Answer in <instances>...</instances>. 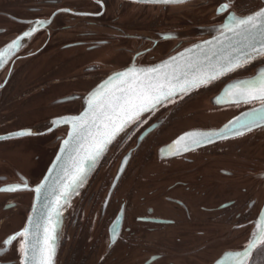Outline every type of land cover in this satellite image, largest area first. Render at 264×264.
I'll return each mask as SVG.
<instances>
[{
  "label": "flooded vegetation",
  "instance_id": "flooded-vegetation-1",
  "mask_svg": "<svg viewBox=\"0 0 264 264\" xmlns=\"http://www.w3.org/2000/svg\"><path fill=\"white\" fill-rule=\"evenodd\" d=\"M263 7L264 0L165 9L123 0H0V189L19 186L0 191V264H22L16 234L29 190L67 132L60 119L78 114L82 98L112 75L167 58L183 40L163 41L162 31L216 25ZM260 68L264 55L127 125L73 209L55 264H231L245 251L264 212V116L252 113L264 102L232 104L219 93Z\"/></svg>",
  "mask_w": 264,
  "mask_h": 264
},
{
  "label": "water",
  "instance_id": "water-1",
  "mask_svg": "<svg viewBox=\"0 0 264 264\" xmlns=\"http://www.w3.org/2000/svg\"><path fill=\"white\" fill-rule=\"evenodd\" d=\"M123 1L136 5L154 6L165 9L167 7L186 6L198 0H184L183 3L167 5L161 3H140L137 2V0ZM262 9H264V7ZM246 17L247 16L239 17L235 14H229L220 24L173 29L170 31L165 30L158 34L157 37L163 41L177 39L183 41L179 42L177 46L172 49L169 56L161 62L149 67L133 66L121 72L134 70L137 74L143 75L141 70L157 69V72H148L147 75L153 80L158 76L163 77L167 75L171 79L172 85L175 86V94L164 99L159 104H156L155 107L149 108L144 112H139V115H132L130 119H127L123 123L120 131L115 134L110 142L106 143L104 151L93 159L89 158L91 153V135L96 134L98 128L104 131V117L98 114L99 118L93 122V114L90 111L88 100L93 93H99L102 100L108 98V96L113 93L119 94L117 90L121 87H127V84H122L121 81L115 79L116 74L112 75L111 83H107L109 81L108 78L95 87L87 96L82 98V106L78 114L64 117L58 121L60 122L58 125L67 128V132L63 137L58 138L59 141L54 145L55 155L49 163L44 175L40 178V181L35 187L29 190L32 199L31 206L26 216V221L20 230V232L27 230L29 235L27 239L19 236L22 238L24 247L28 249L29 257H35L37 264H39L40 249L44 247L45 243L46 227L49 229V234L54 237L49 244L54 249L50 264H55L57 249L61 243L68 219L73 209L94 176L109 145L127 125L139 118L147 116L167 102L175 101L182 95L232 72L223 71V68L232 66L236 61H239L240 64L244 66L264 55V47H262L264 46V38L259 35V29L249 32L242 26H235L236 20ZM238 68H235V70ZM261 72H264V68L254 71L245 78L228 83L219 93V98L229 100L231 101L229 103L232 104L260 101L256 99L245 102L243 98L230 95L229 90L232 89L234 85H239L241 81H249L254 78L258 79L259 73ZM194 78L202 80L203 83L198 82L188 87L187 91H179L185 79L192 80ZM167 90L166 88L165 91ZM137 111L139 110L137 109ZM252 113H254V116L259 114L264 116V106ZM80 117H84L87 120V124L78 134H75L71 121L73 118ZM65 120L69 122L65 123ZM65 141H68V143L66 144ZM77 167L83 168L84 170L82 178L68 190L70 192L69 195L61 197V193L66 190V185L71 183L72 176L76 173ZM37 188L40 189L39 192L36 191ZM58 197L61 198L57 205L56 200ZM50 215L52 217L51 221H49ZM259 222V225L255 227L253 236L247 247L248 255L244 256V251L240 253L239 257L234 255L232 259L230 258L231 264H235L237 259H240L242 264H248L255 250L264 243V238L260 236V229H264V212ZM23 260L24 256L22 250V261Z\"/></svg>",
  "mask_w": 264,
  "mask_h": 264
},
{
  "label": "snow or ice",
  "instance_id": "snow-or-ice-1",
  "mask_svg": "<svg viewBox=\"0 0 264 264\" xmlns=\"http://www.w3.org/2000/svg\"><path fill=\"white\" fill-rule=\"evenodd\" d=\"M140 3H161V4H176L183 3L184 0H137ZM227 5H222L221 8H226ZM43 23V22H37ZM236 27H243L246 31L251 32L252 30L259 29V35L264 38V9L256 12L253 15H249L246 18H241L235 21ZM37 29L32 27L31 32H24V37H28L35 32ZM18 41H13L8 47L11 49L16 45ZM264 47V46H262ZM4 53L0 52V60L3 59ZM231 63V62H230ZM239 61H236L232 66L223 68V71H233L235 68L241 67ZM157 69L141 70L143 75L137 74L134 70L128 72H121L115 75V79L121 81L122 84H127V87H121L117 90L119 94L113 93L106 99H101L99 93H93L90 96L88 103L90 111L93 114V122L99 118V115L104 117L103 128L104 131L97 129L96 134L91 135V153L89 158L93 159L95 156L99 155L104 151L106 143L115 136L117 132L123 126V123L130 119L132 115H139V112L147 111L149 108L155 107L156 104H159L164 99L171 97L175 94V86L172 85L171 79L164 75L163 77H157L153 80L147 75L148 72H157ZM112 78H109L107 83H111ZM203 83L202 80H197L196 78L192 80L185 79L183 85L179 88V91H187L188 87L195 85L196 83ZM107 86V84H106ZM168 89L165 91V89ZM229 94L243 98L245 102L251 100H260L264 102V72L259 73V78L252 79L249 81H241L239 85H234L232 89L229 90ZM137 109L139 111H137ZM65 123L69 121L65 120ZM56 123V121H54ZM72 127L75 134H78L79 131L87 124V120L84 117L73 118L71 121ZM27 133H18L17 135H24ZM193 143H200L198 137H193ZM67 144L68 141H65ZM84 173L83 168L77 167L76 173L72 176V181L70 184L66 185V190L61 193V197H66L70 194V190L73 185H75L82 178ZM19 186H12L6 189H0V191H16ZM37 192L40 191L39 188L36 189ZM56 200L58 205L60 198ZM52 217L49 216V221ZM54 230V229H53ZM45 243L44 247L40 249L39 264H50L51 256L54 249L50 246L49 242L54 239V237L49 234V229L45 228ZM18 236L28 238L29 233L27 230L21 231L16 234ZM260 236L264 238V229H260ZM16 236L10 237L4 243L8 244L11 240H14ZM23 250L24 260L22 264H37L35 257H29L28 249L21 246ZM244 256L248 255L247 248L244 251ZM240 254L237 253V257ZM235 264H242L240 259L235 261Z\"/></svg>",
  "mask_w": 264,
  "mask_h": 264
},
{
  "label": "trees",
  "instance_id": "trees-1",
  "mask_svg": "<svg viewBox=\"0 0 264 264\" xmlns=\"http://www.w3.org/2000/svg\"><path fill=\"white\" fill-rule=\"evenodd\" d=\"M251 264H264V245L255 253Z\"/></svg>",
  "mask_w": 264,
  "mask_h": 264
}]
</instances>
